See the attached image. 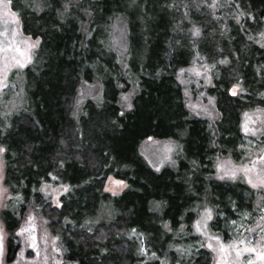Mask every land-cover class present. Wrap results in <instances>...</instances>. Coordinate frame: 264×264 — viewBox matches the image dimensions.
Masks as SVG:
<instances>
[{
	"label": "trees",
	"instance_id": "trees-1",
	"mask_svg": "<svg viewBox=\"0 0 264 264\" xmlns=\"http://www.w3.org/2000/svg\"><path fill=\"white\" fill-rule=\"evenodd\" d=\"M213 1L11 0L22 32L39 44L15 75L14 102L0 105L8 262L21 248L22 214L34 205L69 264H212L195 233L200 209L212 195L226 219L252 206L245 185L216 190L214 161L244 143L243 114L264 107V49L256 42L264 0H230L226 22L213 18ZM239 6L253 21H235ZM221 61L207 90L220 116L212 127L189 111L180 74L194 62ZM238 84L246 94L233 96ZM86 85L97 86V96L76 109ZM149 139L177 143L172 164L149 165L140 152ZM110 177L127 184L121 194L105 190ZM48 185L67 187L61 206L45 195Z\"/></svg>",
	"mask_w": 264,
	"mask_h": 264
},
{
	"label": "rangeland",
	"instance_id": "rangeland-1",
	"mask_svg": "<svg viewBox=\"0 0 264 264\" xmlns=\"http://www.w3.org/2000/svg\"><path fill=\"white\" fill-rule=\"evenodd\" d=\"M230 2V0H214L211 5L215 3L216 7L208 5L213 18L218 19L224 16L226 22L234 13L231 11ZM195 9L196 13L202 11L200 7ZM239 9V15L237 19L235 18L236 22L245 17L253 21V18L246 15L240 6ZM12 13L16 15L13 16ZM119 27L122 26L118 25L115 30V43L123 47L121 45L125 44V29ZM220 27L222 30L226 29L224 24ZM256 36L258 46L264 49V27ZM36 41L39 40L26 36L22 32L19 15L12 10L9 1L0 0V105L14 102L17 96L15 75L31 63L38 46L30 47V45ZM29 56L30 60L27 59ZM17 61L26 66H19ZM196 63L194 62L195 65L181 72L180 82L184 87L189 111L194 116L206 119L213 127L220 116L216 109V100L207 90L214 86L216 68L218 69L216 75L219 76V70L225 63L206 62L201 65ZM233 88L236 89V95L232 94ZM96 89L97 86H84L79 93L76 109L81 107L87 97L97 96ZM244 91L243 86L238 84L231 88L230 93L233 96H241L246 94ZM258 98L264 100V92L258 95ZM125 100L128 106V97ZM241 127L244 143L233 152L218 156L214 161L213 170H215L214 177L218 185L217 191L226 184L235 187L238 184L245 185L248 187V194L252 195V206L250 210L237 215L236 219L231 217L226 219L222 212L215 209L216 205L213 201L216 199L212 195L209 202L200 209L195 223V233L212 253V264H264V258L260 255L264 253V107L246 111L243 114ZM177 150L179 146L173 140L149 139L143 143L140 152L149 165L158 171L173 163ZM221 163L225 165L224 171L219 167ZM231 171H235L234 177L230 175ZM4 175L3 151L0 152V264H69L65 261V251L60 240L51 233L47 220L34 205L28 206L22 214V226L17 233L21 244L20 251L12 262L7 261L8 234L1 219V212L7 206L11 195L4 185ZM221 176L224 178L221 179ZM116 181L117 179L110 177L106 182L105 190L112 194H121L127 184L124 182L118 185ZM65 189H67L66 186L43 187L45 195L55 206H61L60 198L67 191ZM14 209L20 210V207ZM207 209H211V219L206 220ZM216 219L222 220L220 226L215 223ZM241 241L244 243H240ZM234 242L236 246L230 247ZM209 244L212 247H208ZM222 247L227 250L222 251ZM246 247L255 248L256 252L245 251ZM185 251L183 248L178 250L181 255Z\"/></svg>",
	"mask_w": 264,
	"mask_h": 264
},
{
	"label": "snow or ice",
	"instance_id": "snow-or-ice-1",
	"mask_svg": "<svg viewBox=\"0 0 264 264\" xmlns=\"http://www.w3.org/2000/svg\"><path fill=\"white\" fill-rule=\"evenodd\" d=\"M10 2H11V0H9V3H10ZM211 7H213V8L216 7V4H215V3L212 4ZM12 15L15 16L16 14H15V13H12ZM194 35H196V36H199V35H200V30H199L198 28H197V29H194ZM38 44H39V41H36L35 43L31 44L30 47H37ZM27 59L30 60L31 57L29 56ZM221 63H227V61H221ZM17 64H18L19 66H21V67L26 66V64H22L20 61H17ZM232 94H233V95H236V94H237L235 88H233V90H232ZM124 99H127V97H125ZM128 107L131 108L132 105L129 103V104H128ZM246 130H247V129H246ZM3 151H4V149H3V148H0V152H3ZM219 167H220V169H221L222 171L225 170V165H224L223 163H221V164L219 165ZM235 174H236L235 171H231V172H230V175H232L233 177L235 176ZM220 178L223 179L224 177L221 176ZM249 182L251 183V180H250ZM116 184H118V185H122V184H124V181L117 180V181H116ZM253 186L255 187L256 185L254 184ZM46 187H47V186H46ZM65 190H67V189H65ZM205 219H206V220H207V219H211V209H207V210H206V212H205ZM233 223H235V221H233ZM197 226L199 227V222L197 223ZM205 226H206V224H205ZM215 239L218 240L219 238H218V237H215ZM240 243H244V241H241ZM235 246H236V245H235V242H234L233 245H231L230 247H235ZM208 247H212V245L209 244ZM226 250H227L226 248H223V247H222V251H226ZM245 251L256 252V249H255V248H247V247H246V248H245ZM260 255H261V258H264V253H261Z\"/></svg>",
	"mask_w": 264,
	"mask_h": 264
}]
</instances>
